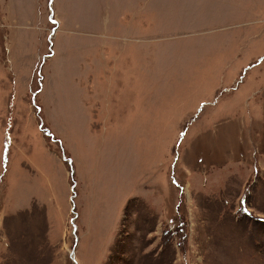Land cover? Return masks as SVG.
Segmentation results:
<instances>
[{
    "label": "rangeland",
    "instance_id": "obj_1",
    "mask_svg": "<svg viewBox=\"0 0 264 264\" xmlns=\"http://www.w3.org/2000/svg\"><path fill=\"white\" fill-rule=\"evenodd\" d=\"M0 264H264V0H0Z\"/></svg>",
    "mask_w": 264,
    "mask_h": 264
}]
</instances>
